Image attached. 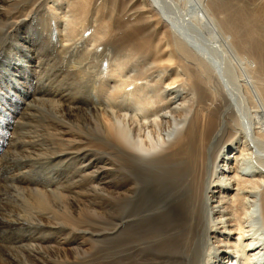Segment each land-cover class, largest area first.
Segmentation results:
<instances>
[{
  "label": "bare ground",
  "instance_id": "bare-ground-1",
  "mask_svg": "<svg viewBox=\"0 0 264 264\" xmlns=\"http://www.w3.org/2000/svg\"><path fill=\"white\" fill-rule=\"evenodd\" d=\"M164 11V0H0L4 36L37 25L36 38L62 54L53 71L65 68L43 74L49 61L35 53L34 94L23 96L7 123L12 132L0 138V264L67 263L73 251L88 252L72 239L85 232L68 223L114 171L100 157L103 143L127 176L116 178L112 200L120 208L114 233L120 241L130 233L129 246L116 240L123 249L112 264H264V0L196 7L197 26H211L229 57ZM71 72L74 89L87 86L85 97L72 95L69 83L54 85ZM38 103L51 104L45 130L36 124ZM86 113L105 136L94 152L72 124ZM83 149L95 158L80 157ZM36 159L56 169V160L73 159L60 217L42 210L48 191L20 184L23 164ZM25 204L35 209L30 216ZM49 238L61 249L44 247Z\"/></svg>",
  "mask_w": 264,
  "mask_h": 264
},
{
  "label": "rangeland",
  "instance_id": "rangeland-1",
  "mask_svg": "<svg viewBox=\"0 0 264 264\" xmlns=\"http://www.w3.org/2000/svg\"><path fill=\"white\" fill-rule=\"evenodd\" d=\"M200 2H201V0H164V8H165L164 13L165 14L168 13L167 16H169L174 21L176 20L175 22L177 24H179V25L183 24L182 27L184 28V30H189L188 27L192 28L193 31L195 30L194 28H196L197 30L201 29L199 32H197V30L195 31V36L197 37L198 41H200V43L203 42L202 45L209 48L211 50V52H214L216 55L221 56V57H225V56L229 57L230 55H229V52L227 50L226 44L221 40V38L217 37V35L212 33L213 30H211L212 29L211 26H208V25L204 26V24H201L202 26L200 24H198L199 26H197V22L195 19V17H196L195 13H196V7L200 6ZM180 8L181 9L183 8L184 10L183 9L180 10ZM167 10H169V11H167ZM192 19H195V21H193ZM188 22H189V24H188ZM194 23L196 24L197 27L195 26ZM28 24H29V22H28ZM189 25H191V26H189ZM36 26L37 25H30V24L28 26L25 25L22 29H20V32L22 34H19L18 38L15 34H13L11 37H7V36L5 37L4 33H3V28L0 26V30H1L0 31L1 32L0 33V138L1 139L5 138L6 134H8V132L9 133H10V131L12 132V130L10 129V126L7 123L12 120L10 118V116H15L16 114H20L21 107L23 105H19V104L23 100V98H24L23 96L26 97V95H29L31 92L34 94V91H33L34 84L31 82V78H32L31 77V71H32L31 68H33L34 62L31 63L32 67H30L29 61L33 59L35 53H37L36 55L39 58L46 59L49 61V63L47 65H45V69H44L43 74L47 73L49 75V74L56 73L58 71H64L65 72V68L63 69L62 67H60V70L53 71L56 68V66L51 65L52 61L54 59H56V57H57V60H60V58L62 57V54L59 55V57H60L59 58L56 50H53L49 46L47 48H45V46H44L45 40L41 41V38H39V39L36 38V36L42 35V30ZM33 27H34V29H33ZM91 30H93V29H89L88 31L90 32ZM199 33L201 35H199ZM20 35H21V41H20ZM203 38H204V40H202ZM210 40L211 41L213 40V41L211 42ZM204 42H206V43H204ZM43 48H44V51H43ZM36 55H35V57H37ZM21 64H22V66H21ZM42 68L43 67H40L37 70L41 73ZM75 74L76 73H74V72H71V75L69 73L68 77H71V78H68L66 83H65L66 80H63L62 82H64V83H61L60 85H59V83L58 84L54 83V85H56V87L59 88V87H65L64 85H67L69 83L68 84L69 86L67 85L66 86L67 88L66 87L65 88L68 89V91H70V93L72 95L75 94L77 96H80L83 93L84 96L82 94L80 97H82V96L85 97L86 93H88L86 85L83 86L84 88L82 87L80 89H78V88L74 89V87H72V85L70 83V81L72 79V75L75 76ZM26 82L29 84V86L25 85ZM25 86L28 88H26ZM70 86L72 87V89L70 88ZM39 89L38 90L36 89V92L39 91ZM77 91L79 92V94ZM83 91H86V92H83ZM25 92H27V93H25ZM36 98H37V95H36ZM27 103H28V100H27ZM48 104L47 103H38V106H36V108H37L36 124L38 125L39 128H41V125L43 126L45 124V121L48 122V121H50V119L51 120L53 119V116L49 115L51 112V106H50L51 104H49V105ZM53 109H54V106H53ZM91 113L93 114V112H91ZM47 114H48V116L46 119ZM79 116H81V117H79ZM72 121H73L72 124L75 126L74 128L79 130L78 131L79 135L80 136L82 135L84 137V139H86L87 143L89 144L88 148H90V149L92 148V151H93L94 149H93L92 145L94 143H96V145L101 143V145H102V143L104 142L103 139L105 136H104L100 126L98 127L99 124L97 122L96 116L91 115V114L89 115L88 113H86L84 115L79 114L76 116V118H72ZM5 129L8 132L4 133L6 131ZM43 129L45 130V125L43 126ZM90 135H93L94 137L93 136L91 137ZM95 137H99V138H97V141L95 140ZM101 137H102V141H101ZM82 141H84V140L82 139ZM103 144L104 145H102V147L106 148V152L105 151H103V153L101 152L102 154L100 157L106 158L102 161H104V163H107L108 165L112 166L113 167L112 171L113 170L114 171L111 174L110 173L107 174L108 173V171H107L106 174H104V177L102 179H100V181H99L101 184V189H102L101 192H103L105 190L103 192V194L101 192L100 193L102 195L100 193L93 194L91 192L92 194H90L89 200L86 203L87 206H85V208L82 210L81 213H79L78 215H74L73 216L74 220L70 221L68 223V224L72 223L70 226L75 231H79L80 233L85 232V235H82L79 238H73L72 237V239L74 241L73 245L75 243L81 242L80 244L83 245V248L88 247L89 250L87 253L84 252L85 254L82 252L73 251V253H71L72 256L70 257V259L67 263L60 260V261L55 262V264H112L114 261V258L117 257V254L115 252L119 251L120 249H123V247L120 249L117 248L116 240L119 241V243L125 244V250H128L130 233L127 232L126 237L122 236L123 241L128 240V242L120 241L119 237L116 236V234L114 233L115 228H116L114 225L117 222L118 216L120 215V214H118L120 208H116L117 207L116 203L113 201L116 199L112 196V193H114V190L117 189L115 186L116 178L117 179L121 178V177L127 178V176L120 174V172H118L119 169L117 167V163L115 161L112 162V160L114 159L113 153H112L113 149L110 148V146L108 144H106V143H103ZM101 145H99V146L101 147ZM105 146H109V147H105ZM74 147H75V145H72V151H76ZM83 150H84V152H83ZM83 150L79 151L78 155L80 157L84 156V158H91V159L95 158L94 156H92L93 155L92 153L94 151L91 152L89 150H85V149H83ZM100 151H102V150H100ZM103 154H104V156H103ZM72 155H75V154H72ZM24 157H26V156H24ZM107 157L110 159L107 160ZM62 158L64 160H66L65 157L62 156ZM70 161L72 162L73 159ZM70 161L57 162V160H56V164L59 165V166L57 165L58 169H56L54 167L51 168L48 166H44L45 164H41L38 161V159L33 161L34 163H32V164L28 163L27 166H26V164H23L24 167H26V168H24V171H26V176L23 179V182H20V184L22 185V187H30L31 188L33 186L32 188H38L41 190L45 189V191H48L51 194V198L45 204L46 208L43 207L42 210L44 209V212H49L50 214L52 213L51 215H53V216L60 217L59 213H62L64 211L63 203H66V202H68V200H70V198L65 194V189L70 185V183H68L70 181H65L67 178V172L66 171H67V169H70L71 172L73 171L72 168H65L66 165L69 166L68 164ZM71 162H70V164L73 163V162L72 163ZM16 166L18 167V165H16ZM116 171H117V173L114 174V172H116ZM71 172L68 174V177H71V175H72ZM72 179H74L75 182L79 181L77 176H75ZM63 181L66 183L62 184ZM26 184H28V185H26ZM59 187L62 189H60ZM63 188H65V189H63ZM52 189L54 191H52ZM59 192H61L60 195H58ZM64 195H66V197L62 198V196H64ZM112 198H113V200H112ZM47 207H49V209ZM21 208L23 210H25V213L27 216H30L35 211V209L30 207L28 204H25L24 207H21ZM37 210L42 211L41 208L40 209L38 208ZM128 227H130V224L128 225ZM91 234H93L91 237L87 236V235H91ZM84 237H85V239H84ZM49 241L50 242H45V245H43V246L46 247V245H47V246H51V247L61 249L60 244H59L60 242H58L57 240H54V238H49ZM66 250H69V248H67ZM48 261L50 262L51 260L48 259ZM42 262L47 263V262H45V260Z\"/></svg>",
  "mask_w": 264,
  "mask_h": 264
}]
</instances>
